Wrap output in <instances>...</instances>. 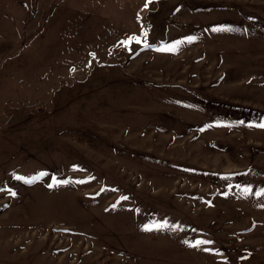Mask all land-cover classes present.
Returning <instances> with one entry per match:
<instances>
[{
	"label": "rangeland",
	"instance_id": "rangeland-1",
	"mask_svg": "<svg viewBox=\"0 0 264 264\" xmlns=\"http://www.w3.org/2000/svg\"><path fill=\"white\" fill-rule=\"evenodd\" d=\"M262 124L264 0H0V264H264Z\"/></svg>",
	"mask_w": 264,
	"mask_h": 264
},
{
	"label": "snow or ice",
	"instance_id": "snow-or-ice-1",
	"mask_svg": "<svg viewBox=\"0 0 264 264\" xmlns=\"http://www.w3.org/2000/svg\"><path fill=\"white\" fill-rule=\"evenodd\" d=\"M261 127H264V124H262V125H260ZM200 243H205V242H203V241H199V242H197V244H200Z\"/></svg>",
	"mask_w": 264,
	"mask_h": 264
}]
</instances>
